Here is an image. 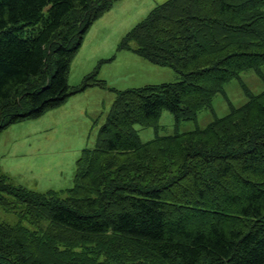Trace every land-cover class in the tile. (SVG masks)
Here are the masks:
<instances>
[{
  "label": "trees",
  "instance_id": "16d2710c",
  "mask_svg": "<svg viewBox=\"0 0 264 264\" xmlns=\"http://www.w3.org/2000/svg\"><path fill=\"white\" fill-rule=\"evenodd\" d=\"M117 1L0 0V133L89 88L115 94L71 188L39 193L0 172V205L23 208L0 220V264H264V89L243 86L247 102L205 128L158 135L164 111L197 121L242 73L264 83V0H168L118 50L181 81L117 90L95 72L72 87L87 32Z\"/></svg>",
  "mask_w": 264,
  "mask_h": 264
},
{
  "label": "rangeland",
  "instance_id": "374dc122",
  "mask_svg": "<svg viewBox=\"0 0 264 264\" xmlns=\"http://www.w3.org/2000/svg\"><path fill=\"white\" fill-rule=\"evenodd\" d=\"M168 0H118L113 7L92 24L84 43L71 64L69 84L78 87L84 77L97 73L108 87L125 90L146 85L176 83L182 76L169 67L153 65L133 50L118 47L140 21L157 6ZM134 47V46H133ZM112 60V61H110ZM264 73V67L262 68ZM243 86L254 94L264 89L263 81L254 71L224 87L212 103V110H203L197 121L175 124L173 116L162 113L158 135H174L205 128L216 117L229 113L230 105L240 107L247 102ZM115 99L108 89L92 87L70 97L58 108L35 119L16 123L0 133V172L17 187L39 193L62 191L74 184L76 162L83 149L95 146L98 131L105 122ZM143 141L156 136L153 128L136 125ZM22 206L6 211L0 205V220L16 224Z\"/></svg>",
  "mask_w": 264,
  "mask_h": 264
}]
</instances>
